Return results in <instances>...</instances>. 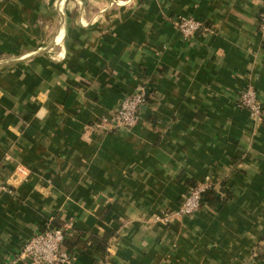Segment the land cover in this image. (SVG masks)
I'll return each mask as SVG.
<instances>
[{
  "label": "crops",
  "instance_id": "1",
  "mask_svg": "<svg viewBox=\"0 0 264 264\" xmlns=\"http://www.w3.org/2000/svg\"><path fill=\"white\" fill-rule=\"evenodd\" d=\"M263 4L0 0V264L47 222L81 234L71 264H264V121L236 100L264 107ZM139 85L141 122L111 128ZM202 182L217 203L155 221Z\"/></svg>",
  "mask_w": 264,
  "mask_h": 264
},
{
  "label": "built area",
  "instance_id": "2",
  "mask_svg": "<svg viewBox=\"0 0 264 264\" xmlns=\"http://www.w3.org/2000/svg\"><path fill=\"white\" fill-rule=\"evenodd\" d=\"M177 31L183 39L188 40L204 33H211V27L205 22L193 17L179 16L174 21ZM259 32L264 34V4L259 13ZM149 91L145 85H139L137 89L127 95L120 103L110 122L113 129L131 130L141 122V110L148 101ZM237 106L246 110L254 122L264 121V107L257 96L252 84H248L237 94ZM104 122H108L104 120ZM22 171L19 167L18 172ZM17 172V173H18ZM210 188L205 182L190 188L183 196L180 206L175 211H165L155 216V221L165 225L196 213L203 204V194ZM0 192L12 191L0 182ZM72 229L68 223L61 227L47 222L31 238L26 240L18 253V260L27 264H71V252L65 246V240L72 235Z\"/></svg>",
  "mask_w": 264,
  "mask_h": 264
},
{
  "label": "trees",
  "instance_id": "3",
  "mask_svg": "<svg viewBox=\"0 0 264 264\" xmlns=\"http://www.w3.org/2000/svg\"><path fill=\"white\" fill-rule=\"evenodd\" d=\"M194 187V186H191V188ZM214 191L211 189V188H208L204 194H203V201L206 199V200H209L213 203H217V199H213L211 198L210 196H214ZM215 198V197H214ZM80 233L73 230L72 231V235L68 236L65 240V245L66 246H72V244H76L77 242H80L82 239L80 238ZM109 238L106 237L103 241L102 240H96V239H90L89 242H86L84 241L83 244L84 246H89V247H98L99 250H101L102 252H105V248H106V242ZM72 243V244H71Z\"/></svg>",
  "mask_w": 264,
  "mask_h": 264
}]
</instances>
